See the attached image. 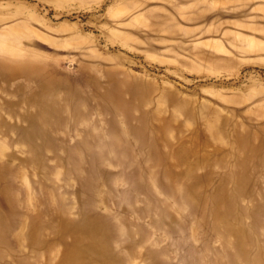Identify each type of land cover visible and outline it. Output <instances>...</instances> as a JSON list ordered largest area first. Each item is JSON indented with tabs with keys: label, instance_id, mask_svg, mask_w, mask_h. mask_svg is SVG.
<instances>
[{
	"label": "rangeland",
	"instance_id": "1",
	"mask_svg": "<svg viewBox=\"0 0 264 264\" xmlns=\"http://www.w3.org/2000/svg\"><path fill=\"white\" fill-rule=\"evenodd\" d=\"M0 264H264V0H0Z\"/></svg>",
	"mask_w": 264,
	"mask_h": 264
}]
</instances>
